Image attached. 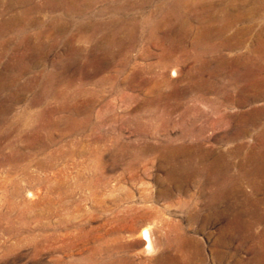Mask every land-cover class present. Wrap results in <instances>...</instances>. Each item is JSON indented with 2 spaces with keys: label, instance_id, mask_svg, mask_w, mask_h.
I'll return each mask as SVG.
<instances>
[{
  "label": "rangeland",
  "instance_id": "rangeland-1",
  "mask_svg": "<svg viewBox=\"0 0 264 264\" xmlns=\"http://www.w3.org/2000/svg\"><path fill=\"white\" fill-rule=\"evenodd\" d=\"M0 264H264V0H0Z\"/></svg>",
  "mask_w": 264,
  "mask_h": 264
},
{
  "label": "bare ground",
  "instance_id": "bare-ground-1",
  "mask_svg": "<svg viewBox=\"0 0 264 264\" xmlns=\"http://www.w3.org/2000/svg\"><path fill=\"white\" fill-rule=\"evenodd\" d=\"M149 232V231H148ZM147 235V232L145 233ZM151 245V242L149 243Z\"/></svg>",
  "mask_w": 264,
  "mask_h": 264
}]
</instances>
